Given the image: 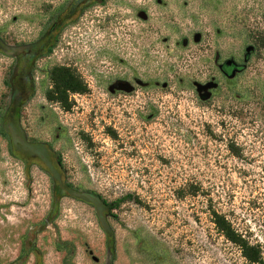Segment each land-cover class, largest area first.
<instances>
[{
	"label": "rangeland",
	"instance_id": "obj_1",
	"mask_svg": "<svg viewBox=\"0 0 264 264\" xmlns=\"http://www.w3.org/2000/svg\"><path fill=\"white\" fill-rule=\"evenodd\" d=\"M44 2L0 0V37L11 46L35 39ZM150 4L152 29L141 32L124 7L129 30L88 23L71 34L59 58L76 64L88 91L70 94V110L46 97L55 62L46 58L11 117L37 143L32 154H49L46 143L61 156L76 189L109 202L133 195L106 212L114 235L94 206L59 188L52 206L50 176L37 164L24 169L0 140V264H252L212 210L264 252V52L245 59L249 32L264 29V0ZM219 54L244 70L225 77ZM14 59L0 51V112L11 105ZM119 76L135 90L112 93ZM211 81L202 100L198 86Z\"/></svg>",
	"mask_w": 264,
	"mask_h": 264
},
{
	"label": "flooded vegetation",
	"instance_id": "obj_2",
	"mask_svg": "<svg viewBox=\"0 0 264 264\" xmlns=\"http://www.w3.org/2000/svg\"><path fill=\"white\" fill-rule=\"evenodd\" d=\"M152 2L155 6L161 7L162 11H164V9L168 6V0H46V2L41 4L40 13L46 15L47 20L43 23L41 22L39 34L35 39L20 42L15 46H11L0 37V51L12 54L15 57V65L13 64L12 76L8 78V83L5 81L6 87L10 90L12 100L11 105L0 112L1 126L2 129H5L4 132L6 133L4 134L0 130V140L6 141L8 154L22 163L24 169L28 167V162L32 161V164H37L50 176L52 182V206H54V203L57 201L56 198L58 196V188L66 195L73 198H77L73 195L74 192H89L96 196L99 195L93 191H80L74 186L70 187V184L66 181L63 166L59 163L61 156L53 153L49 144L45 143V145L49 146V154H43L59 171L61 175L60 181L53 175L39 154H32V152H35L34 150L26 151L22 148V146L13 142L9 126H12L18 134L26 140V142L32 146L37 145L34 141H28L23 128L19 124L20 116L16 121L11 119L13 112H15L17 107L16 105L17 103H21L19 108L20 115V110L23 109L22 105L26 103L27 98L31 96L35 89L34 72L37 70L38 63L41 60H46V58L54 59L55 62L51 70L54 69L58 71L71 69L74 71L76 64L63 62L59 58V52L60 50H71L72 41H70L69 38L72 37V33L76 34L77 30H81V25L87 26V24L90 23L92 26H97L98 24L99 28H101V26L105 28L107 25L111 26L114 24L119 26L120 29H125L127 31L129 28L123 26L128 25L126 24L127 20H124V17L127 14L121 15L123 13L121 9L126 7L129 8L130 13L134 15L132 16L134 17L132 22L136 23L135 26L137 27L138 24H143V27H140L141 32H143L142 29L149 28V25L152 29L151 24H147L150 20L152 5L150 3ZM189 41V38L185 36L183 37L182 43L188 44ZM216 56L218 68L225 77L231 78L232 74H238L244 70V62L239 61L234 57L222 58L220 54ZM246 58L247 57H245V59ZM115 81V86L113 88L111 86L110 88L112 93H125L128 92L129 88L132 89L131 91L135 90L133 81L129 80L127 77L119 76L115 78ZM210 90L211 89H203L201 94H208L210 93ZM71 93L75 92L69 91V94ZM88 204H91L96 209L99 225L102 230H104L107 237H112L114 235L112 226L110 225L112 234H109L100 220L96 205L92 202ZM51 210H54V208H51ZM107 215L108 214L106 213V217L108 218Z\"/></svg>",
	"mask_w": 264,
	"mask_h": 264
},
{
	"label": "trees",
	"instance_id": "obj_3",
	"mask_svg": "<svg viewBox=\"0 0 264 264\" xmlns=\"http://www.w3.org/2000/svg\"><path fill=\"white\" fill-rule=\"evenodd\" d=\"M249 36L254 42L255 50L257 52H264V29H259L256 31L249 32ZM49 76L54 80L55 84L52 88H48L46 91V97L53 102H59L66 109L70 110L72 108L73 102L70 101L69 91L75 93H86L88 91V86L84 80L73 70H50ZM8 83V81H6ZM1 131L6 134L5 129ZM232 150L236 151L234 146ZM13 152V151H12ZM237 152V151H236ZM59 163L63 166V162L60 158ZM32 164V161L28 162V167ZM70 187H73L72 183H69ZM63 187V186H62ZM96 193V192H95ZM102 203L108 209H115L121 204L133 198L132 194L126 195L114 202H109L103 196L98 194ZM83 201L91 203L85 197H77ZM213 221L220 232H222L230 241L237 244L243 252L244 257L252 264H264V252L259 244H253L246 237L238 231L233 223L227 218L223 213L216 210H212ZM108 220V218H107ZM110 224V223H109Z\"/></svg>",
	"mask_w": 264,
	"mask_h": 264
},
{
	"label": "water",
	"instance_id": "obj_4",
	"mask_svg": "<svg viewBox=\"0 0 264 264\" xmlns=\"http://www.w3.org/2000/svg\"><path fill=\"white\" fill-rule=\"evenodd\" d=\"M201 39V34L198 33L196 35V41H200ZM255 49V46L254 45H250L248 46L247 48V52H246V55H247V58L250 57L252 51ZM234 74H232V76H234ZM217 87V84L215 82H209L205 85H202L200 84L198 86V91L200 93V96L202 98V100H208L212 97V92L208 93V94H201V92L203 91V89H212V88H215ZM132 89L129 88L128 91H131ZM9 129H10V133H11V136H12V139H13V142L15 144H19L20 146H22V148L26 151H29V150H34V148L32 147L31 144H29L28 142H26V140L20 136L18 134V132L12 127V126H9ZM41 158L43 159V161L47 164L48 168L51 170V172L53 173V175L60 181L61 180V175L59 173V171L57 170V168L55 167V165L50 162V160H48L45 155L42 153H38ZM73 195L75 197H85L87 198L90 202L94 203L97 207V210H98V213H99V217H100V220L102 222V224L104 225L105 229L108 231L109 234H112V229L110 227V224L107 220V217H106V207L105 205L102 203L101 199L99 196H96L92 193H89V192H82V193H78V192H74ZM98 259V258H96Z\"/></svg>",
	"mask_w": 264,
	"mask_h": 264
}]
</instances>
